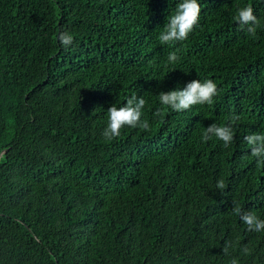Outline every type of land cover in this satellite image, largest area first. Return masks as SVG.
Returning <instances> with one entry per match:
<instances>
[{
  "label": "trees",
  "instance_id": "obj_1",
  "mask_svg": "<svg viewBox=\"0 0 264 264\" xmlns=\"http://www.w3.org/2000/svg\"><path fill=\"white\" fill-rule=\"evenodd\" d=\"M180 2L0 0V264H264V231L235 212L264 220L244 140L264 133V0H198L188 38L162 44ZM248 5L254 37L234 19ZM194 79L217 84L212 105L160 104ZM132 95L150 131L106 140ZM232 115V144L202 140Z\"/></svg>",
  "mask_w": 264,
  "mask_h": 264
},
{
  "label": "clouds",
  "instance_id": "obj_2",
  "mask_svg": "<svg viewBox=\"0 0 264 264\" xmlns=\"http://www.w3.org/2000/svg\"><path fill=\"white\" fill-rule=\"evenodd\" d=\"M201 14V5L198 0H182L177 4L176 13L171 16L168 23L165 25V31L159 35V40L162 44H168L176 41H184L189 34L198 25ZM237 24L241 28L246 27V31L251 36H255L257 28L260 27V21L254 14L252 6L248 5L238 9L237 15L234 17ZM60 43L67 48L72 44L73 37L65 32L59 34ZM179 57L175 52L168 55L170 63H176ZM219 89L217 84L212 79H206L201 82L199 79H194L186 84L183 89L171 91H161L159 94V102L164 108L174 111L188 110L195 105H212L214 97L218 96ZM146 101L143 97L132 95L127 99L124 106L116 107L112 105L108 108V123L102 135L108 141H112L121 135V130L125 127L141 128L145 131H150L151 126L147 120H141L143 109ZM162 110L157 109L153 114L154 117L161 116ZM240 120L239 115H232L230 122L223 126H218L212 123L206 128L202 136V140L207 142L216 137L223 142L224 147H228L234 141V125ZM244 140L251 145V155L257 158L258 164H264V133H253L246 135ZM217 187L223 190L226 185L223 181L217 182ZM235 212L240 215V219L247 225L248 231L262 232L264 231V220L251 212H242L239 208ZM226 251V248H225ZM244 252L248 254L250 250L245 247ZM232 264H237L234 258Z\"/></svg>",
  "mask_w": 264,
  "mask_h": 264
}]
</instances>
